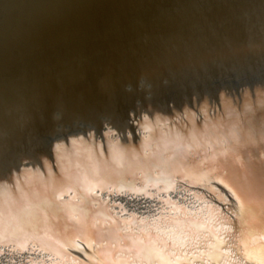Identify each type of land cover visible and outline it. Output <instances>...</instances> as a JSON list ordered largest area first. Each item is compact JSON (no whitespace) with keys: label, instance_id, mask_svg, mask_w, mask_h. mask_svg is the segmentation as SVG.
Masks as SVG:
<instances>
[{"label":"bare ground","instance_id":"obj_1","mask_svg":"<svg viewBox=\"0 0 264 264\" xmlns=\"http://www.w3.org/2000/svg\"><path fill=\"white\" fill-rule=\"evenodd\" d=\"M138 2L46 0L53 12L44 15L43 28L33 29L35 43L24 51V62L8 72L10 77L0 91V103L8 102L0 105V264H264V94L257 96L264 93L260 86L264 36L226 41L248 46L224 62L239 72L226 69L217 81L223 87L232 80L249 84L243 90L225 97L218 95L219 89L208 91V101L212 100L208 106L185 114L172 109V119L152 127L142 123L145 111L126 106L129 101L124 95L118 101L108 99V105L93 110L92 117L81 108L88 103L83 94L98 87L99 71L119 70L104 60L113 59L116 42L146 28L147 20L142 19L149 17L151 3L157 1L143 6ZM234 18L210 27L197 25L189 34L251 24L247 17L242 16L244 21ZM181 27L183 31L186 25ZM48 40L59 45V59L40 57L46 50L41 44ZM67 40L68 50L64 49ZM251 73L256 77L253 83L247 81ZM52 94L58 95L60 107L73 105H68L63 118L58 117L63 108L52 106L59 109L44 124L46 115L34 108L44 106ZM189 97H184L187 109L196 105ZM141 102L134 100V104ZM22 103L27 108L19 110ZM60 120L64 124L50 131ZM172 123L177 127H170ZM84 125L96 129L95 134ZM46 129L49 137L43 132ZM59 138L64 140L57 142ZM177 180L201 187L223 206L209 201L202 191L180 186Z\"/></svg>","mask_w":264,"mask_h":264},{"label":"rangeland","instance_id":"obj_2","mask_svg":"<svg viewBox=\"0 0 264 264\" xmlns=\"http://www.w3.org/2000/svg\"><path fill=\"white\" fill-rule=\"evenodd\" d=\"M98 1L99 0H94V2H98ZM146 1H149V0H139L138 3L141 6H143ZM155 1H157V2L151 3V7L152 6L153 7L149 13L150 18L147 17L145 19H142V21L147 20L145 24L147 26H150V28L147 26H146V28H144V26H143L136 33L138 36L135 34L133 37H131L129 39H123L124 42L122 41V39L120 40L121 42H116L114 45V51H113L114 57L116 58L117 54H120L121 57L118 55L117 56L118 58H116L115 60H113L114 57H113V59H110V60L109 59L104 60L106 62L112 63L111 65L115 64L116 65L115 67H119L118 68L119 70L117 69L118 71H114V72L108 71V70H105L104 72L99 71L101 75H99L100 83H99L98 87H94L93 89H91L90 92L83 94L84 95L83 98L86 99V101L88 103L83 104L84 106L82 105L81 108L89 111L90 115L92 117H94L96 115L93 110H96V112H97V110L99 108L108 105V103H109V101H107L108 99L112 98L113 100L111 102L118 101L121 98V96L124 95V97H122V98H124L126 100V103H128V101H129V103L126 106H129V108L130 107H137L139 109V111H138L139 113L142 111L146 112V113H144V116L142 118L143 119L142 123L144 124L147 122V124H145L146 127H150L152 124H154L158 121L172 119L174 117L173 115H171L172 111H170V110H172V109L178 108L179 112H181L182 114H185V112L187 110H188V113L193 112V110H195V108L198 106H203V107L208 106L210 104L209 102L212 101V100L208 101L209 100L208 95L211 94L208 91L212 92V91H217L219 89L220 94H218V95L221 97H225L227 95H231L232 93H235L233 91H236L238 88H241L243 90L244 87H246V85H249V84H242L238 81L232 80V82H230L227 85V87H223L221 85V83H219L217 80L219 79L220 75H222L223 72L226 71V69L228 70V72L229 71H231L233 73L235 71L239 72V68H236L235 65L232 64L233 66H231L230 64H226L224 62L226 61L228 63V62H230L231 58H233L235 56L236 57L239 56V54H241L240 52L243 51V49L245 50L248 46L247 42H244L243 45H239V44H237L238 42H234V43L230 42V43L226 44V41L233 39V38L234 39L235 38L246 39L247 37H251V36H261V35L264 36V33L262 32L264 30V14H263L264 10L262 11V9H264V3H263L264 0H254V1L252 0L255 3H253L251 0H249V1L246 0V2L248 1V3H246L245 0H238V1L237 0H230V1L229 0H223V1L222 0H216V1L215 0H211V1H209V0H204V1L203 0H197V2L195 0H187V1L183 0L184 2L181 0L179 4H181V3L184 4V5L181 4L182 6L181 5L178 6L179 1H175V0H161V1L155 0ZM174 1L176 2L178 7H176V4ZM189 1H190V4H189ZM261 1H262L263 5L261 4ZM191 2L192 3L194 2L197 6L194 3L192 5ZM202 2L203 3L208 2L209 6L207 5V3H204L203 5H201ZM172 3L174 5L173 7H171ZM244 3H245V5H244ZM215 4H216V7H215ZM247 4H249V6ZM254 4H255V6H253ZM44 5H45V7H44ZM188 5L191 7H189ZM204 5H205V8H207V10L204 9ZM238 5H240V6H238ZM167 6H170V8L169 7L166 8ZM192 6H194L195 8H193ZM199 6H201V7H199ZM218 6H220V7H218ZM160 7H164V8H160ZM188 7L190 8V10ZM230 7L232 8V10H230ZM235 7H236V9H234ZM238 7H239V9H238ZM240 7H242L246 11H247V9L250 11L245 12V10H243V9L241 10ZM186 8H188V9H186ZM257 8H259V10ZM169 10H170V12H169ZM175 10H178V13H176ZM186 10H188L191 13V15H190V13H188V11L186 12ZM204 10L206 11L205 13H203ZM221 10H222V12H220ZM254 10H256V12L258 11L259 15L257 13L254 14L255 13ZM51 11L53 12L52 9H49L48 6H46V0H0V91L4 87V84L6 83L5 81H8V77H10V73H8V72L12 71L13 67H15L16 64H18V63L21 64L22 62H24V60H25V57L23 55L24 51L28 48H31V46L33 47V45L35 43V38H33V29L35 27H37V25H39L40 28H43L44 26L41 24V22L43 21V17H44V15L51 14ZM161 11H164V12L161 13ZM165 11H166V13H165ZM217 11H218V13H217ZM226 11H228L230 13H228V12L226 13ZM239 11H241L242 13ZM251 11H252V13H251ZM157 12H158V15H157ZM183 12L187 15H185ZM238 12L240 14H238ZM261 12H262V14H261ZM167 13H170L171 16L170 15L165 16V14H167ZM174 13H176L177 15H175ZM244 13L246 15H243ZM249 13L251 15L252 14L253 15L251 16ZM193 14H194V16H193ZM201 14H203L202 15L203 17L201 20H199V18H201L200 17ZM222 15L224 18L222 17ZM239 15H242L243 18L247 17V19H245V21L248 20L247 22H249L251 24H249V25L247 24L245 26L238 27L236 29H224V30H220L218 32H210L209 34H198V35L192 34L193 36L191 34H189V30H191V31L196 30L197 25H201V26L205 25L206 26V24H207V27H210L213 24L222 23V22H224V20H227V21L232 20L233 17H235L234 18L235 20H238V18H240L241 20L244 21L242 16H239ZM147 16H148V14H147ZM187 16H188V18H187ZM248 16L250 18H248ZM196 17H197V19H196ZM236 17H238V18H236ZM183 18H184V20H183ZM177 19H178V21H177ZM220 19H223V20L220 21ZM187 20H189V21H187ZM176 21L178 22L177 24H176ZM152 22H153V24H152ZM172 22H173V24H171ZM180 22H182V23H180ZM195 22H197V23L195 24ZM164 23H166V26L163 25ZM191 23H192V25H191ZM198 23H200V24H198ZM178 24L180 27L182 26L181 28H183L184 25H186V28H188V29L186 30L185 27H184L185 29H183V31L186 34L182 30H180V27L178 26ZM188 24H190V25H188ZM151 25L154 27L152 28ZM194 25H195V27H194ZM155 26H156V28H155ZM168 26H169V28H168ZM170 27H172V29L175 28L174 29L175 31L172 30ZM176 27H178V28H176ZM189 27H191V28H189ZM158 28L159 29L164 28V29H161V31L158 30L155 34L150 32L151 29H158ZM198 28H199V26H198ZM260 28L262 30H260ZM148 32H149V34H148ZM170 32H171V34H170ZM172 32L173 33L176 32V33H174V35H176V36H171ZM164 33H165V36L163 35ZM178 33L180 35L182 34V39ZM187 33L189 36L186 37ZM144 34L149 38H146V36ZM157 34H158V37L155 36ZM167 34H169L171 36L170 37L171 39L168 38L169 35H167ZM178 35H179L180 40H176V37L178 39ZM184 35H185V37H184ZM208 35H210V36H208ZM150 36L154 37V38H152V40H150L151 39ZM145 38L147 39V41H145L146 40ZM166 38H167V40H166ZM185 38H188V39H185ZM206 38H208V39H206ZM254 39H257V38H254ZM126 42H127V44H126ZM161 42H162V44H161ZM149 43L151 45H149ZM155 43H158V44H155ZM130 45H132V46L130 47ZM211 45H214V46H211ZM65 46H66V48H64V49L68 50V48L70 47L68 44V40L66 41ZM120 46H122V47H120ZM152 46L157 47V48L154 47L156 49V51ZM41 47H42V49H46V50H45V55L41 54L40 57L45 56V58H48L50 61L55 60V59H59L61 57V53L58 49L59 45H57V43L55 41L48 40L46 43H44L43 46L41 44ZM117 49H119V50H117ZM131 49H133V50H131ZM152 49H154V50H152ZM132 51L136 52L135 53L136 55ZM115 52H117V54ZM122 52H125L124 56H123ZM46 54H47V57H46ZM125 54L127 56H125ZM126 57H128V58L124 60L123 58H126ZM133 57H135V58H133ZM214 61L216 63L210 64L211 62H214ZM137 64H139V65H137ZM121 66L123 68H120ZM111 68H112V66H111ZM163 71L165 73H163ZM26 72H28V69H26ZM6 73H8V74H6ZM115 73H118V75H114ZM149 73H150V75H149ZM3 75H4V77H3ZM128 77H130L131 79ZM249 77H250V79H248L247 81H249V83H251V82L253 83L255 81L254 79L256 77H254V74L250 75ZM4 78L6 80H3ZM144 78H146V79H144ZM262 78H263V81L260 84V86H262V88H264V72H263ZM216 82H218V83H216ZM126 83H128V84H126ZM210 83H212V84H210ZM237 83H240V84H237ZM133 85H134V87H133ZM242 85H244V86H242ZM245 92L246 91H244L242 93L244 95L243 97H246V95H247ZM263 94L264 93H262L261 95L257 94V96H262ZM187 95L190 96L188 99H190L191 101H194V103H196L195 106H191L188 109H187V107H188L187 100L184 99V97ZM58 100L60 101L58 95L52 94L50 99L46 102V104L44 106H38V107L35 106L34 110L35 109L41 110L43 115L44 116L46 115L45 117H43L44 118V124L48 123L51 120L53 113H54L53 110L55 111L56 109L63 108V110H60L58 112L59 113L58 117L63 118L64 114L67 112V109L70 108V107H68V105L69 106L73 105V104L72 105L68 104V105H65L64 107H62V105H61V107H60V105L57 104ZM134 100H142V102L138 103V104H134ZM24 101H26V100H24ZM218 101H217V103H218ZM214 102H215V100H214ZM63 103H65V102H63ZM81 103L82 102H80V106H81ZM7 104H8V102L0 103V105H2V106L7 105ZM56 104L58 105L59 108H56V109L51 108L52 106H55ZM98 104H99V106H98ZM143 104L145 106H143ZM213 105H215V104H213ZM8 106H10V104ZM212 106H209V107H212ZM22 107L27 108V104L22 103L19 110L23 109ZM0 110H3L1 106H0ZM132 114H133V116H135L134 113H132ZM130 118L134 119L136 117H130ZM181 118L183 121V117H181ZM187 119L188 118H186V120ZM76 120H80V121H83L85 123L88 121V117L87 118L86 117H78V118H76ZM186 120L184 121L185 125L187 124ZM100 121H101V119L98 122L100 123ZM190 121L193 122V121H196V119H193ZM175 122H177V121H175ZM56 124H64V123L62 122V120H60L58 123L52 124V126L49 128L50 131L52 129H56ZM129 124H133V123H129ZM172 124H174V123H172ZM176 124H174L170 127H177ZM84 126H86V125H84ZM135 126L137 127L138 123L133 124V127H135ZM84 128L90 133L95 134V132H96V129L92 130L93 127H91V126H86ZM47 130L48 129L43 131L46 135L48 132ZM61 130H63V129L61 128ZM138 133H141V132H138ZM73 136H71V137H73ZM63 140L64 139L59 138L56 141L60 142ZM28 170H30V167L28 168Z\"/></svg>","mask_w":264,"mask_h":264},{"label":"water","instance_id":"obj_3","mask_svg":"<svg viewBox=\"0 0 264 264\" xmlns=\"http://www.w3.org/2000/svg\"><path fill=\"white\" fill-rule=\"evenodd\" d=\"M176 183H178V184H180V186H183V187H185V188H187V189H191V190H199V191H202L205 195H206V197L205 198H207V199H209V201H211V202H214V203H216V204H218L219 206H223V204L222 203H220L217 199H214V198H210L207 194H206V192H204V190L201 188V187H196V186H194V185H189V184H187V183H185L184 181H179V180H177L176 181ZM228 207V206H227Z\"/></svg>","mask_w":264,"mask_h":264},{"label":"snow or ice","instance_id":"obj_4","mask_svg":"<svg viewBox=\"0 0 264 264\" xmlns=\"http://www.w3.org/2000/svg\"><path fill=\"white\" fill-rule=\"evenodd\" d=\"M222 183V182H221ZM225 187H227V185H225ZM235 194V193H234Z\"/></svg>","mask_w":264,"mask_h":264}]
</instances>
